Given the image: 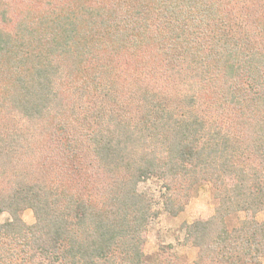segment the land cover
I'll list each match as a JSON object with an SVG mask.
<instances>
[{
	"label": "trees",
	"instance_id": "1",
	"mask_svg": "<svg viewBox=\"0 0 264 264\" xmlns=\"http://www.w3.org/2000/svg\"><path fill=\"white\" fill-rule=\"evenodd\" d=\"M203 184L192 264H264V0H0V264H191Z\"/></svg>",
	"mask_w": 264,
	"mask_h": 264
},
{
	"label": "rangeland",
	"instance_id": "2",
	"mask_svg": "<svg viewBox=\"0 0 264 264\" xmlns=\"http://www.w3.org/2000/svg\"><path fill=\"white\" fill-rule=\"evenodd\" d=\"M140 189L148 191L151 195H157L160 183L156 179H151L141 184ZM213 210L214 203L210 194V186L203 184L199 187L196 196L189 201L184 210L178 215L169 216L162 214L149 223L145 253L151 255L160 251V249L170 250L184 257L192 264L197 258L198 249L184 240L181 225L183 222H191L197 218H207L213 213ZM7 218L8 215L6 213L0 214L1 222H4ZM22 218L26 223H32V212L29 209L25 210L22 213ZM256 218L259 221H264V211L257 213Z\"/></svg>",
	"mask_w": 264,
	"mask_h": 264
}]
</instances>
